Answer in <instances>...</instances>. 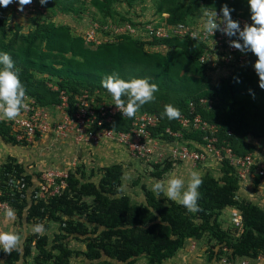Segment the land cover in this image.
<instances>
[{
	"label": "trees",
	"instance_id": "16d2710c",
	"mask_svg": "<svg viewBox=\"0 0 264 264\" xmlns=\"http://www.w3.org/2000/svg\"><path fill=\"white\" fill-rule=\"evenodd\" d=\"M136 1L89 0V4L98 12L94 21L101 17L99 28L126 23L142 28L150 21H135L117 8L125 2L132 7ZM33 3L47 13L31 14L27 33L22 31V26L12 23L7 10L0 6V52L12 56L21 69L20 79L28 96L35 99L40 108L60 106L63 92L68 98L66 113L72 116L77 111L76 98L85 92L92 93L94 88H103L101 80L105 76L115 73L125 80L148 78L158 84L159 92L156 100L144 105L138 113L156 114L160 118L154 137L172 142L173 138L165 134V129L178 130L179 127L161 118L162 102L169 103L175 97L178 108L185 114L191 101L205 98L212 102V106L210 109L199 107L198 113L219 127V143H226L238 156L255 151L250 138L259 134L251 128L249 111L238 105L241 97H258L264 101V89L259 87V77L254 70L258 59L254 54L249 52L250 59L243 66L219 63L226 75L215 81L211 74L215 68L210 69L208 62L203 64L200 61L202 55L208 53L207 45L200 41L152 40L166 48L163 53L152 51L153 46L145 39L130 33L114 35L107 30L104 31L105 41L92 43L87 41L86 35L75 32L72 25L52 20L49 15L54 7L53 0L44 6L39 0H33ZM224 4L235 9L231 15L240 14L251 19L250 9H246L250 8L248 0L231 3L228 0H157L156 15H168L165 21L169 25L190 24L193 17L200 18L201 22L203 11H220ZM59 9L78 16L85 10L78 4ZM242 9L246 10L239 13ZM133 119L116 117L104 127L127 132ZM13 122L0 121V141L6 145L27 146L52 135H38L31 143L19 141ZM183 132L181 142L190 141L189 147L191 141L203 142L201 133ZM135 160L145 163L149 176L155 180L165 179L174 166L183 164L170 159L158 164ZM69 165L72 166L68 164L61 169L68 171L67 187L56 196L40 199L38 185L47 169L34 173L10 155L0 164V201L15 210L21 224L44 223L45 229L49 230L50 224L55 223L62 233L53 240L48 234L28 235L22 254L1 252L0 261L4 264H19L21 261L29 264L30 260L33 264H70V261L73 264V260L80 257H84L83 264H136L141 258H145L148 264H166L190 242L204 249L209 264H221L224 259L232 263L243 258L253 261L264 256V208L239 196L240 178L226 160L220 163L219 177L208 171L202 176L203 183L198 189L201 211L195 214L163 195L157 196L145 185L141 187L144 200L133 202L122 191L125 169L121 164L103 167L99 171L88 169L82 162L75 165L74 170ZM261 182L263 179L256 177L251 183L260 185ZM229 208L242 216L241 227H236L233 222L224 226L222 215ZM69 239L84 246L85 251L70 248Z\"/></svg>",
	"mask_w": 264,
	"mask_h": 264
},
{
	"label": "built area",
	"instance_id": "2783aa9c",
	"mask_svg": "<svg viewBox=\"0 0 264 264\" xmlns=\"http://www.w3.org/2000/svg\"><path fill=\"white\" fill-rule=\"evenodd\" d=\"M18 3H13V9L18 10ZM41 10V11H40ZM40 11V12H39ZM39 12V13H38ZM222 18V13L217 11ZM19 13L25 15L41 14L46 11L39 7L37 3L26 6L24 11ZM163 16L168 17L164 14ZM233 20L238 21L241 28L245 24H252L251 19L241 16L240 14L233 16ZM142 31L145 33L146 38L151 40H166L178 38L181 40H197L207 45L208 53L203 54L200 61L205 64L208 62L210 69L216 67V62L225 63L226 65L236 64L243 66L248 63L250 59L249 52L242 53L241 51L230 46L231 41L237 40V37H228L221 32L217 31L214 36L203 33L202 25H191L187 23L178 25H169L160 23L158 21L149 22L143 26ZM139 28L133 27L131 24L122 25H106L103 28H94L92 33L86 35L87 41L100 44L107 39L104 36V31L111 30L114 35L123 33H130L140 38L138 34ZM99 32V33H96ZM103 35L102 40L100 36ZM98 40H101L100 42ZM242 43V41H240ZM62 104L57 106L56 109H65L67 107V96L61 93ZM77 111L74 115L70 116L64 114L60 122L52 120L48 108H40L35 99L30 98L28 107L23 111L22 115L13 122V128L17 132V139L19 141L26 140L28 143L34 141L38 135H56L66 136L74 129L81 133L82 136L87 137L88 140L94 144L99 145L104 141L114 142L121 147H124L131 155L132 158L138 160H145L146 162H154L156 164L163 163L164 160L170 159L172 161H181L182 163H193L197 165L202 164H220L223 161L229 162L233 167L240 181L252 182L256 177H261L264 181V159L256 157L253 154H246L245 156H238L234 151L224 144L219 142V127L215 124L209 123L203 119L202 115L198 113L199 107L208 109L211 108L212 102L208 99L201 98L199 101H191L188 106V111L183 114L178 120V130L167 127L165 134L172 137V142L162 140L160 137H154L153 132L160 126V118L156 114L140 113L133 119L130 130L127 132H116L113 129H107L104 124H110L116 117H124L119 112L114 103H105L96 101L94 95L88 92L76 98ZM190 109V111H189ZM2 121V120H0ZM12 122V121H11ZM81 128L84 130L80 131ZM183 130H193L201 133V143L191 141L192 146L189 147L188 143H182L185 133ZM186 132V131H185ZM231 134V132H229ZM168 143V145H167ZM182 145L175 147V145ZM170 144H174V147ZM77 160L71 165L75 166ZM68 171L61 169H49L44 172L40 184L38 185L37 196L40 199L49 196H56L62 189L67 187L66 178ZM1 195V192H0ZM10 208L9 204L0 201V209L7 211ZM232 222L236 227L242 226V216L234 211ZM192 248L195 244L191 243ZM2 249H0V254ZM221 264H264V256H259L256 260L247 258L239 259L237 262L232 263L224 259Z\"/></svg>",
	"mask_w": 264,
	"mask_h": 264
},
{
	"label": "rangeland",
	"instance_id": "374dc122",
	"mask_svg": "<svg viewBox=\"0 0 264 264\" xmlns=\"http://www.w3.org/2000/svg\"><path fill=\"white\" fill-rule=\"evenodd\" d=\"M53 1L54 7L51 11L49 10L50 13H52L49 16H51L54 22L70 24L72 25L75 32L82 35H88L89 33L93 32L94 28L100 27L101 17L98 16L96 21H94V15L98 12L91 7V5L89 4V0H86L84 2H77L76 0ZM156 1L157 0H138L133 4L132 7H129L125 2L121 4V6L117 5V8L122 14H127L138 22L158 21L160 23H165L166 16L156 15ZM234 1L236 0H228V2L230 3ZM184 3L187 2L184 1ZM77 4L80 6L82 5L85 9L79 16L74 13H64L59 9L63 6L72 7V5ZM4 9L7 10L10 19H12V23L22 26V31L24 33H27L30 27V15L19 13V10L13 9V4ZM246 9L250 8L246 7ZM246 9H242L241 11H239V13H243ZM46 13H44V15ZM199 20L200 18L193 17L190 20V24L200 25L201 22ZM137 35L140 37V39H145L144 41L151 43V45L153 46V48L151 49L152 51H161L163 53L167 51L165 47L160 46L159 44H156L155 41L146 38V35L142 31V29L138 30ZM102 38L103 35L100 36L101 40ZM101 40L98 41L100 42ZM211 74L213 75L215 81H219L220 77L226 75V71H221V68L216 62L215 71ZM89 94L94 95L96 101L114 103L111 95L104 88H94L92 89V93ZM167 104H172L173 106L178 108L177 100L175 97L169 103L162 102L160 104V109L164 110L165 105ZM238 105L244 107L249 111V122L251 124V128L253 132L259 134L258 137L254 136L250 138V142H252V144L255 146V151L248 154H253L256 157L264 159V137L262 136V132L264 133V128L262 127V123L264 122V101L260 100V98L258 97H241L238 99ZM47 111L50 113L52 120L57 123L63 119L62 117L64 116V114H67L66 109L57 110L56 107H50ZM183 114L184 113H182V115ZM165 119L168 120L166 117H164V120ZM169 121L174 123L173 126H177L178 124V120ZM70 130L71 131L69 132V134L65 137L60 135H48L46 137H43L42 139H37V141H34L27 146L13 147L11 145H6L2 143V141H0L2 144H0V164L6 161V158L9 154H11L12 156H17L18 159L24 160V165L34 173H36L37 171H43V169L49 170L55 167L63 169V165L67 163L68 167V163L74 161L75 158H77L76 165L82 162L88 167V169L92 168L96 171H99L103 167H110L114 164H121L125 169L124 185L122 187V191L125 194L129 195L133 202H140L144 200L143 192L141 189L142 185H145L150 189L153 188V185L151 183V180H153V178L149 176V168L145 163H138L135 160L129 158L131 156L129 155L130 153L126 150L129 153L126 154L125 150L114 142L104 141L105 143L102 142L97 145L88 140L87 137L82 136L78 131H75L74 129ZM81 130L83 131L84 128H81L80 131ZM170 145L174 147V144ZM181 145L182 143L180 145H175V147H180ZM119 151H122L124 154ZM177 166H179L182 178H184L185 180L188 179L189 174L192 171H199L201 173V177L205 174V171H208L214 177H219L220 175V165L214 164L213 166L208 167L206 164L194 165L193 163H185L184 165L183 163L178 164ZM75 167L77 166H73V170ZM253 187L251 193H247L242 189L240 197L259 203L260 206L264 208V189L262 188L261 192V189L259 188L261 193H258V195H256V193L258 192V185H255ZM5 212L6 211L0 209V217H2ZM233 213L234 210L230 208L226 209L223 212L222 221L225 222V227H228L230 223H232ZM20 224L21 223L16 216L14 220H9L7 223H0V231H13L22 233L26 223H22L21 225ZM30 234L33 235L31 231H29L28 235ZM43 234H48L51 240L56 239V235H62L59 230V225L55 223H51L50 229L46 230ZM193 243L195 244L194 249L191 245L188 246L185 250L179 252V256L177 255L166 264H209L207 258L205 257L204 249L201 246L199 248V245L197 246L195 242ZM68 246L70 248L85 251V247L78 244L76 241H74V239L68 240ZM84 262V257L75 258L73 260V264H83ZM28 263L33 264L32 260H30ZM19 264H24V262L21 261ZM136 264H148V261L145 258H141L136 262Z\"/></svg>",
	"mask_w": 264,
	"mask_h": 264
},
{
	"label": "clouds",
	"instance_id": "9594fccd",
	"mask_svg": "<svg viewBox=\"0 0 264 264\" xmlns=\"http://www.w3.org/2000/svg\"><path fill=\"white\" fill-rule=\"evenodd\" d=\"M14 2L18 3V10L23 12L26 6L33 4V0H0V6L7 8ZM41 6L46 5L49 0H39ZM252 24H245L243 28L238 21L233 20L231 13L235 9L224 4L220 10L222 18L217 10H205L202 13L201 25L205 36L219 31L228 37H237L231 41L230 46L242 53L251 52L258 59L254 70L259 77V87L264 89V0H248ZM242 41V43H240ZM20 72L12 56L6 52H0V120L15 121L28 107L30 97L27 89L20 79ZM239 82V81H238ZM101 86L111 95L114 106L129 119L135 118L142 107L156 100L159 86L150 82L148 78H133L125 80L118 74L105 76L101 80ZM182 113L179 108L172 104L165 105L161 118L168 120H179ZM211 167V164L207 165ZM167 178L151 180L152 191L157 195H163L168 200L184 207L187 212L195 214L201 211L199 191L203 180L199 171H192L187 180L182 178L179 166L166 174ZM16 218V212L8 208L0 223H7ZM43 234L46 229L44 223L25 225L22 233L13 231H0V249L3 253L12 255L15 251L23 253V245L27 235ZM0 264H3L0 261ZM71 264V261H70Z\"/></svg>",
	"mask_w": 264,
	"mask_h": 264
},
{
	"label": "crops",
	"instance_id": "0c3cea01",
	"mask_svg": "<svg viewBox=\"0 0 264 264\" xmlns=\"http://www.w3.org/2000/svg\"><path fill=\"white\" fill-rule=\"evenodd\" d=\"M105 143V142H104ZM0 144H1V142H0ZM2 145V144H1ZM118 145V144H117ZM120 146V145H119ZM106 149H107V147H106ZM118 149V148H117ZM124 149V148H123ZM125 150V152H126V154L128 153L127 151H126V149H124ZM119 152H121L122 154H124L122 151H119ZM129 154V153H128ZM10 156H12L11 154H9ZM8 155V156H9ZM130 155V154H129ZM14 157H16L17 158V156H14ZM129 158H131L132 160H135V159H133L131 156L129 157ZM18 159V158H17ZM19 160V162L20 163H23L24 164V160H21V159H18ZM75 160H77V158H75ZM74 160V161H75ZM74 161H72V162H69L68 164H72ZM136 161V160H135ZM137 162V161H136ZM184 165H185V163H184ZM208 165V164H207ZM212 166L214 165V164H211ZM215 165H220V164H215ZM65 168L67 167V163L65 164V165H63ZM52 167H54V166H52ZM64 167H62V168H64ZM69 167H72V166H70L69 165ZM56 168V167H55ZM253 186H255V185H253L250 181H248V182H241V187H240V192H239V196H241L240 194H241V191H242V189L243 190H245L247 193H251L252 191V187ZM259 188L261 189V192H262V188L264 189V182L262 183H260V185H258V192L256 193V195H258V193L260 194L261 192H260V190H259ZM253 189H254V187H253ZM263 192H264V190H263ZM254 196V195H253ZM255 198V197H254ZM192 242H190L189 243V245L188 246H190V245H192L191 244ZM178 256H179V254H178Z\"/></svg>",
	"mask_w": 264,
	"mask_h": 264
}]
</instances>
